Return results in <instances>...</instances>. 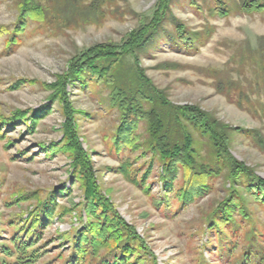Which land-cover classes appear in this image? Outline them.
Here are the masks:
<instances>
[{
    "label": "rangeland",
    "instance_id": "1",
    "mask_svg": "<svg viewBox=\"0 0 264 264\" xmlns=\"http://www.w3.org/2000/svg\"><path fill=\"white\" fill-rule=\"evenodd\" d=\"M22 1L0 0V29L7 31L0 35V117L8 120L17 110L33 111L45 105L50 112L33 132L22 121L10 128L0 126V262L6 258L4 247L24 239L34 196L43 201L55 189L69 190L67 196L56 198L59 206L82 203V193L72 182L69 161L58 152H49L50 145L62 138L63 116L59 105L48 102L49 93L42 84L53 83L71 58L95 44L121 45L128 33L148 21L157 4V0H114L82 16V10H73L66 0H39L57 8V18L44 24L28 22L18 35L19 43L6 46L17 29V6ZM226 1L231 5L232 0ZM212 5L211 0H173L170 10L189 32L208 30L210 35L195 53L175 50L162 41L159 48L140 58L141 67L174 105L198 106L231 128L247 131L233 134L231 155L264 180V74L259 64L264 57V13L234 12L219 18L209 15L207 9ZM209 71L229 80L233 88L218 92ZM127 75L123 73L124 78ZM19 81L26 84L13 89ZM69 92L74 108L86 114L78 118V129L82 147L90 154L96 171L97 184L151 250L155 264H196L199 254L207 264H264L263 209H254L258 238L250 242L248 223L241 222L237 228L229 227V234L218 241L203 221L226 196L228 184L222 178L211 179L203 198L182 206L176 199L183 183L178 176L165 199L163 171L150 152L114 149L118 112L109 105L108 91L103 86L83 90L75 85ZM137 134L146 141L144 124L139 125ZM194 136L204 155L207 147ZM124 161H136L139 177L145 176L152 163L145 180L147 192L118 172ZM78 215L75 210L62 219L55 218L39 231L34 241L42 255L35 264L65 263L59 255L70 256V238L79 227ZM143 264L153 262L147 258Z\"/></svg>",
    "mask_w": 264,
    "mask_h": 264
},
{
    "label": "trees",
    "instance_id": "2",
    "mask_svg": "<svg viewBox=\"0 0 264 264\" xmlns=\"http://www.w3.org/2000/svg\"><path fill=\"white\" fill-rule=\"evenodd\" d=\"M66 1L72 4L73 10L80 8L82 11L79 15L84 16L114 0ZM211 1L213 5L207 11L213 17L226 18L234 12L245 15L264 13V0H232L231 5L226 0ZM172 2L157 0L148 21L128 33L121 45L95 44L71 58L66 70L56 75L53 83L42 84V88L49 93L48 102L59 105L63 116L60 129L62 138L58 143L50 145L49 152H58L69 161L72 182L78 185L82 193V203L70 202L69 208L59 206L56 198L67 196L69 190L55 189L43 201L34 196L35 205L27 220L29 224L24 230V239L19 244L4 247L6 258L0 264H35L42 253L39 247H35L34 237L55 218L62 219L75 210L79 213V227L74 229L70 238V256L63 258L59 255L62 262L143 264L149 258L153 264L156 263L151 250L135 228L120 217L111 200L102 194L97 184L96 171L90 154L82 147L78 129V118H84L86 114L76 110L70 99L72 95L69 90L75 85L83 90L89 86H103L108 91L109 105L118 112V123L112 140L114 149L116 152L124 149L150 152L163 171L161 180L165 182V199L169 196L167 193L172 192L178 176L183 183L177 190L176 199L182 206L203 198L210 189L208 181L222 178L228 184L227 194L203 221L206 230L214 233L218 241H222L229 234V227L237 228L241 222H247V238L251 236L250 242L253 237L260 236L254 221V209L259 207L264 210V180L256 176L252 168L231 155L233 134L248 132L241 128H231L198 106L174 105L164 91L154 86L141 67L140 58L159 48L162 41L175 50L184 49L195 53L198 45L203 44L210 35L208 30L205 33L189 32L184 23L171 12ZM17 9V29L13 37L5 42L6 46L19 43L18 35L24 32L28 22H52L58 13L57 8L42 4L39 0H23L18 3ZM6 32L0 29V35ZM259 64L264 74V57ZM126 72L128 75L124 78L123 73ZM209 73L215 77L218 92L233 88L229 80L219 78L215 71ZM22 84L26 82L19 81L12 88ZM238 95L245 98L241 90H238ZM49 112L48 105L33 111L17 110L8 120L0 117V126L2 129L10 128L15 122L22 121L33 132ZM141 123L145 125V142L137 134ZM194 134L204 142L199 144L207 147L204 155L198 148ZM39 148L44 149V146L40 145ZM145 154L142 153L143 156ZM135 164L136 161H124L118 172L127 182L144 187L147 192L149 188L145 180L152 163L145 176L141 177ZM66 239L69 240L68 237ZM254 243L260 248L257 241ZM196 264H207L202 254L198 255Z\"/></svg>",
    "mask_w": 264,
    "mask_h": 264
}]
</instances>
